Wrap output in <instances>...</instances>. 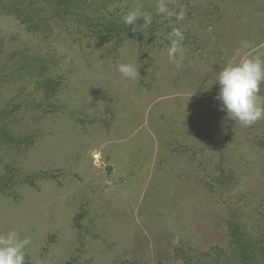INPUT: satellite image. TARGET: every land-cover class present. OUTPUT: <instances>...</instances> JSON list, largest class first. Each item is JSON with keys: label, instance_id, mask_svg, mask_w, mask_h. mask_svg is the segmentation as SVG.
<instances>
[{"label": "rangeland", "instance_id": "obj_1", "mask_svg": "<svg viewBox=\"0 0 264 264\" xmlns=\"http://www.w3.org/2000/svg\"><path fill=\"white\" fill-rule=\"evenodd\" d=\"M164 3L187 21L167 27L166 38L184 35L179 69L168 45L97 41L60 18L37 33L0 6V104L22 106L15 124L26 142L0 153V232L30 238L25 261L186 264L185 249L228 245L237 220L264 238V119L244 127L228 118L215 81L241 41L264 54V0ZM124 61L139 81L121 77ZM29 62L56 94L24 79Z\"/></svg>", "mask_w": 264, "mask_h": 264}, {"label": "trees", "instance_id": "obj_2", "mask_svg": "<svg viewBox=\"0 0 264 264\" xmlns=\"http://www.w3.org/2000/svg\"><path fill=\"white\" fill-rule=\"evenodd\" d=\"M41 2L50 4V18L43 16V11L39 10L37 0H0V6L6 7L16 14L28 30L37 33H43L45 28L50 25L53 18H60L63 21L74 23L85 35L97 41H111L114 39H130L140 43H151L154 47L163 48L170 45L168 35V26L181 25V22L187 21L177 20L175 15L170 19L164 14H157L156 10L144 9V13L150 14L152 22L147 27L142 25L143 18L137 21L138 28L136 32L132 31V26H126L122 17L126 14L122 8L111 9L108 3L112 0H40ZM168 9L173 13H179L181 8L175 3L166 4ZM191 19V18H190ZM171 33V32H170ZM35 62H29L28 68L24 74V79L29 77L34 84L42 82L46 83L48 91L53 95L57 92V87L52 80L47 77L41 80L37 75L32 74V70L36 69ZM44 89V87L37 88ZM15 97L11 102L0 104V153L5 150H21L22 144L26 143L19 133V126L15 124L16 112L21 107L15 103ZM35 102L33 101V106ZM13 104L14 106H10ZM15 112V114H14ZM27 113V111H26ZM15 115V116H14ZM1 158V156H0ZM224 173V172H223ZM221 175V174H220ZM11 180L10 178L8 179ZM8 183V182H7ZM5 183V184H7ZM3 192L0 190V193ZM236 225L229 222L231 228V241L226 246H216L208 250H198L196 248L185 249L181 259L186 264H264V238L251 235L246 225L240 220L235 221ZM25 264H33L25 261Z\"/></svg>", "mask_w": 264, "mask_h": 264}, {"label": "clouds", "instance_id": "obj_3", "mask_svg": "<svg viewBox=\"0 0 264 264\" xmlns=\"http://www.w3.org/2000/svg\"><path fill=\"white\" fill-rule=\"evenodd\" d=\"M157 14H164L166 18L176 16L177 20L184 19V12L170 11L164 0L157 5ZM143 18L142 25L147 27L152 22L150 14L139 9L129 10L123 17L124 24L132 26L136 32L139 18ZM170 45L167 49L169 62L177 69L182 67L184 40L183 33L174 29L169 34ZM251 43L247 40L240 42L232 59L218 71L215 81L219 83L216 99L221 102L220 110L226 111L228 118L238 122L241 126L250 127L258 120L264 119V98L259 95L261 85L264 84V54L252 55L247 52ZM117 70L127 81H139V68L131 61L120 62ZM30 238L20 237L16 230L0 232V264H25L26 248Z\"/></svg>", "mask_w": 264, "mask_h": 264}, {"label": "built area", "instance_id": "obj_4", "mask_svg": "<svg viewBox=\"0 0 264 264\" xmlns=\"http://www.w3.org/2000/svg\"><path fill=\"white\" fill-rule=\"evenodd\" d=\"M95 157L97 158V155H95Z\"/></svg>", "mask_w": 264, "mask_h": 264}]
</instances>
